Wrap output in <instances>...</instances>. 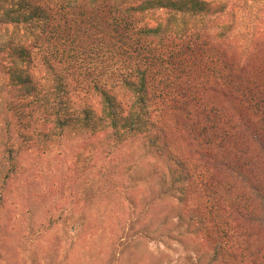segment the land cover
<instances>
[{"label":"trees","instance_id":"trees-1","mask_svg":"<svg viewBox=\"0 0 264 264\" xmlns=\"http://www.w3.org/2000/svg\"><path fill=\"white\" fill-rule=\"evenodd\" d=\"M0 25L23 141L101 134L115 161L142 138L210 262L264 264V0H0Z\"/></svg>","mask_w":264,"mask_h":264},{"label":"rangeland","instance_id":"rangeland-1","mask_svg":"<svg viewBox=\"0 0 264 264\" xmlns=\"http://www.w3.org/2000/svg\"><path fill=\"white\" fill-rule=\"evenodd\" d=\"M10 37L0 25V44ZM6 82L0 68V264H217L179 191L160 181L173 169L166 155L139 138L109 161L101 134L69 130L23 141Z\"/></svg>","mask_w":264,"mask_h":264}]
</instances>
